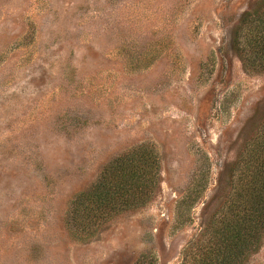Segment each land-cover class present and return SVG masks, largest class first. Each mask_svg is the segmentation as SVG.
<instances>
[{"label": "rangeland", "instance_id": "rangeland-1", "mask_svg": "<svg viewBox=\"0 0 264 264\" xmlns=\"http://www.w3.org/2000/svg\"><path fill=\"white\" fill-rule=\"evenodd\" d=\"M261 1L0 0V264H264V229L235 259L220 234L264 127L232 42ZM130 151L142 200L76 203Z\"/></svg>", "mask_w": 264, "mask_h": 264}, {"label": "trees", "instance_id": "trees-1", "mask_svg": "<svg viewBox=\"0 0 264 264\" xmlns=\"http://www.w3.org/2000/svg\"><path fill=\"white\" fill-rule=\"evenodd\" d=\"M260 3L257 6L263 7L256 6L242 14L233 31L232 42L246 65L264 69V0ZM153 168L150 154L126 152L105 166L103 180L90 191L80 192L76 203L101 201L106 211L117 202L136 203L152 188ZM231 176L230 215L222 221L220 234L230 238L232 246L236 245L231 257L235 259L264 229V127L245 146ZM104 213L101 211L100 215Z\"/></svg>", "mask_w": 264, "mask_h": 264}]
</instances>
